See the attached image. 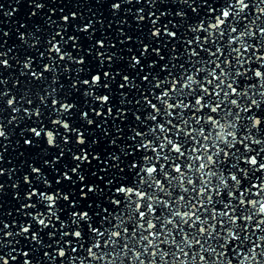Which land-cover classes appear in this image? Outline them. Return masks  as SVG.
I'll return each mask as SVG.
<instances>
[{
    "label": "snow or ice",
    "instance_id": "obj_1",
    "mask_svg": "<svg viewBox=\"0 0 264 264\" xmlns=\"http://www.w3.org/2000/svg\"><path fill=\"white\" fill-rule=\"evenodd\" d=\"M0 25V264H264V0Z\"/></svg>",
    "mask_w": 264,
    "mask_h": 264
},
{
    "label": "water",
    "instance_id": "obj_2",
    "mask_svg": "<svg viewBox=\"0 0 264 264\" xmlns=\"http://www.w3.org/2000/svg\"><path fill=\"white\" fill-rule=\"evenodd\" d=\"M59 2L60 3H63L64 2V0H59ZM11 21H9V23H10ZM0 27H4V25H0Z\"/></svg>",
    "mask_w": 264,
    "mask_h": 264
}]
</instances>
